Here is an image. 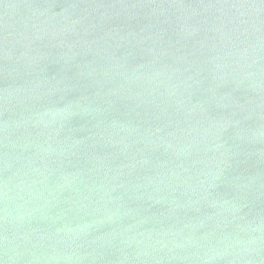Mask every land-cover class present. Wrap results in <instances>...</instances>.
<instances>
[{"label": "water", "instance_id": "water-1", "mask_svg": "<svg viewBox=\"0 0 264 264\" xmlns=\"http://www.w3.org/2000/svg\"><path fill=\"white\" fill-rule=\"evenodd\" d=\"M0 264H264V0H0Z\"/></svg>", "mask_w": 264, "mask_h": 264}]
</instances>
